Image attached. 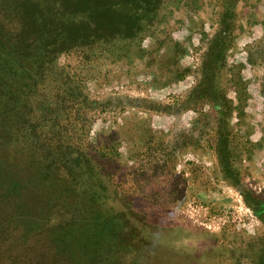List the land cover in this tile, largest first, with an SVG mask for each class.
I'll list each match as a JSON object with an SVG mask.
<instances>
[{
	"label": "rangeland",
	"instance_id": "obj_1",
	"mask_svg": "<svg viewBox=\"0 0 264 264\" xmlns=\"http://www.w3.org/2000/svg\"><path fill=\"white\" fill-rule=\"evenodd\" d=\"M140 24L133 38L62 54L40 94L54 106L64 92L68 142L110 158L96 171L100 203L140 241L129 260L264 264V0H161ZM228 24L224 66L204 85V55ZM201 83L213 94L189 97ZM224 97L227 117L217 114ZM28 140L0 138V264L46 251L52 227L71 217L69 199L50 205Z\"/></svg>",
	"mask_w": 264,
	"mask_h": 264
},
{
	"label": "trees",
	"instance_id": "obj_2",
	"mask_svg": "<svg viewBox=\"0 0 264 264\" xmlns=\"http://www.w3.org/2000/svg\"><path fill=\"white\" fill-rule=\"evenodd\" d=\"M160 1L0 0V138L38 141L28 153L36 151L39 155L36 161L32 160L34 171L40 172L36 175L38 181L42 176L51 180L47 184L54 188L50 192V205L70 200L66 204L61 202L68 207L71 217L52 227L54 236L48 249L19 264H139L129 258L138 251L140 241H128L127 228L118 212L100 203L103 175L96 171H103V164L108 166L110 158L107 153L90 155L86 148L70 144L64 136L70 127L66 117L72 107L63 106L68 103L63 101L67 95L56 92L55 98L61 104L49 106L40 90L51 73L56 72L55 61L62 54L106 46L117 38L135 37L140 32V22L153 18ZM232 13L230 10L224 14L223 20L230 21ZM6 24L14 27L8 29ZM226 27L229 24L210 40L204 55L201 67L204 85L215 82L224 66L226 47L223 48L222 36ZM262 52L260 63L264 66V49ZM261 92L264 97V78ZM192 93L189 97L202 100L213 91L204 92L201 83ZM221 100L220 105L226 108L218 109L217 114L227 117L232 101L225 97ZM62 124H65L63 135ZM224 152L221 156L219 152L217 160L225 158Z\"/></svg>",
	"mask_w": 264,
	"mask_h": 264
}]
</instances>
